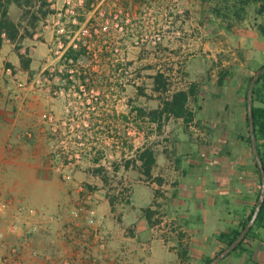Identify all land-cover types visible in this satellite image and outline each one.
Wrapping results in <instances>:
<instances>
[{"label": "rangeland", "instance_id": "374dc122", "mask_svg": "<svg viewBox=\"0 0 264 264\" xmlns=\"http://www.w3.org/2000/svg\"><path fill=\"white\" fill-rule=\"evenodd\" d=\"M26 1L13 0L8 9L24 38L0 41V81L18 87L8 111L20 112V127L25 117H34L28 120L31 128L19 132V143L5 147L0 163V264H147L160 252L148 242L165 246L178 239L182 264H204L214 257L222 247L213 242L191 251L192 234L185 224L173 225L160 211L148 239L140 235L144 228L118 213L99 216L100 201L109 211H135L136 187L141 195L161 191L158 177L143 172L138 153L174 139L158 136V127L168 121H152L149 113L181 85L200 80L189 74L193 68L215 70L217 57L209 48L218 41L210 36L222 27L203 19V11L209 15L211 10L203 0H90L89 7V0H49L53 12L39 13L32 27L37 0ZM189 16L194 20L186 23ZM69 47H82L77 61H63ZM17 48L32 61L28 71L21 65L23 74L4 68L9 52L19 57ZM157 74L162 75L159 83ZM30 80L33 87L26 90L21 84ZM8 159L15 165L9 166ZM193 212L200 219L187 225L202 231L201 237L221 230L216 216L226 211ZM107 219L112 225H104Z\"/></svg>", "mask_w": 264, "mask_h": 264}, {"label": "crops", "instance_id": "0c3cea01", "mask_svg": "<svg viewBox=\"0 0 264 264\" xmlns=\"http://www.w3.org/2000/svg\"><path fill=\"white\" fill-rule=\"evenodd\" d=\"M12 4L13 0L8 4V9ZM257 9L258 4L251 2L245 7L242 20L230 30L217 28L215 32L211 29L208 31L212 32L210 39L218 41L213 42L209 48L210 55L217 57L215 70L210 71L207 67L206 70H201L200 66L193 68L189 74L199 75L200 80L183 84L174 91L184 92L186 96L180 101L177 113L169 110L162 113L159 120L168 122L160 124L156 132L159 137L170 136L174 141L172 140L171 144L162 142L140 149L139 159L143 152L151 153L153 162L148 173L144 164L145 157L140 159L142 170L146 176L158 177L157 186L161 191L158 194L141 195L136 187L132 203L135 211H109L106 202L100 201L101 218L109 217L113 212L118 213V218L121 215L126 221L135 222L137 229L144 228L140 235H147L148 239L150 231L158 226L153 223V216L160 211L174 220L173 225L179 222L185 224L187 229H183L190 233L189 235L192 234L190 250L196 253L200 248L210 247L213 242H216L217 247H223L224 244L217 240V236L222 232L238 229L249 215L258 201L261 188V177L252 146L247 142L249 126L244 103V89L248 78L255 67L259 68L264 64V37L259 30V27L264 25V16L259 15ZM188 20L191 22L194 18L189 16L184 21L187 23ZM229 20L234 22V17L231 16ZM205 21L218 24L222 22L220 17L212 14L207 15ZM21 34L19 30V35ZM191 56L198 54L193 53ZM4 60L7 72L13 68L21 74L24 73L23 68L20 69L19 57L13 58L12 52H9ZM31 66L32 61L29 69ZM21 85L27 86L26 90H31L33 82L30 80ZM16 88L18 87L12 82L5 84L0 81V163L6 151L5 147L19 143V132L24 127L25 130L27 127L31 128L32 123L29 121L34 120V117L29 115L25 117L28 118L27 123L20 127L17 117L20 112L17 111L15 115L8 111V101L16 93ZM8 89L11 91L4 93V90ZM8 94L10 95L7 98ZM24 95L28 96V93ZM14 98L17 100L20 95ZM262 99L264 101V97ZM260 101L256 102V106L264 107V103ZM165 102L172 103V96L159 104L157 110L162 111ZM13 109L16 110L17 106H13ZM29 110L32 111L31 106ZM170 121H173L172 124ZM192 135L205 138L197 141L190 138ZM257 144L264 160V138H260ZM7 162L9 166H14L16 161L8 159ZM55 207L53 205L52 210L58 211ZM193 211H226L224 216H216L218 223L223 225L221 230L201 237L202 231L192 230L187 225L194 218L200 219L199 214ZM105 221V226L112 225V221ZM147 245L150 249L156 246L160 249L156 255L154 253L149 256L147 264H182L183 254L178 252L179 245L183 246L180 239L171 245H160L157 240H152ZM174 246L177 247L170 251ZM220 264H264V221L254 226L246 244L225 257Z\"/></svg>", "mask_w": 264, "mask_h": 264}, {"label": "trees", "instance_id": "16d2710c", "mask_svg": "<svg viewBox=\"0 0 264 264\" xmlns=\"http://www.w3.org/2000/svg\"><path fill=\"white\" fill-rule=\"evenodd\" d=\"M31 1L32 0H27L26 2H27V4H31ZM15 2L18 5L21 4L20 0H15ZM251 2L258 4L257 13L259 15L264 16V0H216V3L214 6H211L210 3H208V0H203V6H205V8H208L209 10H211V14H214V16L220 17L222 20V22L219 24L208 22L207 25L212 26L214 28H217V27L223 28L224 27L227 30H230L233 26L238 24L240 20H242L243 15L245 14V7ZM10 3H11V0H4V1L0 0V41H2L3 36H6L8 39L15 42V41H19L20 39L24 38L25 35L24 34L19 35V25L14 23L8 16V4H10ZM36 4H38L36 11H33L32 13L27 11L25 13V14H28V13L31 14L29 24L32 27H35V22L39 20L37 17V15L39 13L42 14L43 17H46L50 12H53L51 9H49V7H50L49 0H37ZM85 5L87 7H89L90 6V0L87 1V3ZM203 12L205 13L203 19L206 20L208 12H207V10H205ZM231 16L234 17V22H230L229 19ZM259 30L264 37V25H261L259 27ZM26 32H28V31H26ZM29 35L32 36V33H29ZM80 48L82 49V47H79V49H74L73 47H69L67 49L65 55L63 56V59H64L63 61H66V62H69L70 60L77 61L80 54L82 53ZM17 50H18V56H19L22 67L24 69H29L30 59H25L24 55L19 52L20 49L17 48ZM263 67H264V64H262L258 69H262ZM251 78H252V75L248 78L247 83H246V87L244 89V103H245V108H246L247 123H248L247 90H248V85L250 83ZM154 79H155V81H157V83H159L162 80V75L157 74V75H155ZM185 96H186V94L184 92L174 93L172 95V103L165 102L164 109L162 111H159L156 109V110H153L149 113L151 120L155 121V120L159 119L161 117L162 113L165 111H168V110L173 112V113H177V111H179L180 101L181 100L183 101ZM263 97H264V71L260 75L259 79L256 81L255 87L253 90V116H254V124H255V135H256L257 141L260 138H264V107L256 106V102H258L259 100H261L260 101L261 103H264V101L262 99ZM137 112L141 115L144 114L141 109H137ZM247 142L251 145L250 134L247 137ZM258 149H259V145H258ZM259 153H260V149H259ZM260 156H262L261 153H260ZM144 157H145V163L144 164L146 165V172L148 173L149 166L153 162L152 157H151V153L149 151L143 152L140 155V159L142 160ZM261 159H262L263 165H264V160L262 157H261ZM256 167H257L258 172L260 174V171H259L257 164H256ZM255 207H256V205L253 206L249 215L241 223V225L238 229L228 231V232H222L217 236V240L219 242H221L222 244H224V247H222L220 249V252L225 247H227L232 242H234L236 240V238L239 237L241 231L244 229L247 222L251 218V215L253 214ZM263 221H264V203L261 207L259 216H258L254 226H256L257 224H259ZM254 226L250 229V231L248 232L246 237L243 239V241L231 253L240 249L244 244L247 243V241L249 240V238L251 236V233H252ZM220 252H217L215 254V256ZM211 259H213V257H207L204 260V264L208 263Z\"/></svg>", "mask_w": 264, "mask_h": 264}, {"label": "water", "instance_id": "95a60500", "mask_svg": "<svg viewBox=\"0 0 264 264\" xmlns=\"http://www.w3.org/2000/svg\"><path fill=\"white\" fill-rule=\"evenodd\" d=\"M263 71H264V67L254 72L250 80V83L248 85V90H247V115H248L250 141H251L253 155H254L256 164L259 168L260 176H261V188H260L259 198L256 203V207L253 211V214L251 215V218L247 222L244 229L241 231L239 237L236 238L234 242H232L230 245L225 247L220 253H218L215 257H213V259H211L206 264H219L225 257H227L243 241V239L246 237L250 229L254 226L259 216L261 207L264 203V165H263V161L261 159L259 149H258L257 138L255 135L254 116H253V90H254L256 81L259 79Z\"/></svg>", "mask_w": 264, "mask_h": 264}]
</instances>
